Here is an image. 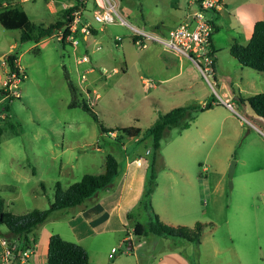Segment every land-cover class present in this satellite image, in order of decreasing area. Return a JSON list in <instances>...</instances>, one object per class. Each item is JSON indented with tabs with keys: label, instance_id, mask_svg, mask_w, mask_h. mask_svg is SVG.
<instances>
[{
	"label": "rangeland",
	"instance_id": "obj_1",
	"mask_svg": "<svg viewBox=\"0 0 264 264\" xmlns=\"http://www.w3.org/2000/svg\"><path fill=\"white\" fill-rule=\"evenodd\" d=\"M108 1L121 19L145 31L154 25L167 30L194 9L191 0ZM67 2L16 0L0 9L17 4L31 22L48 25L62 20L57 5ZM222 2L218 15L208 13L217 25L211 33L216 60L214 73L205 75L189 59L172 56L154 41L146 40L144 48L134 45L131 30L116 16L107 24L91 18L90 24L101 30L88 36L86 48L79 42L74 52L68 43L49 36L19 42L20 30L0 25V87L8 54L24 73L18 97L0 102L3 210L23 214L47 208L56 182L64 189L83 174L102 172L106 154L116 159L121 171L125 157L140 158L137 174L142 184H148L152 172L155 185L146 199L139 200V194L127 224L145 225L153 209L162 218L170 215L171 224L207 225L199 243L178 237L155 241L157 236L146 234L136 244L131 234L139 264H149L150 256L168 247L176 248L188 264H264V122L237 98L264 91V72L240 66L226 47L246 42L253 22L264 19V0ZM82 56L86 60L77 63ZM65 76L75 89L74 97ZM221 85L234 92L226 100L230 107L223 103ZM72 98L87 103L95 119L79 106L68 107ZM206 102L212 106L198 111ZM174 107H187L193 119L185 129L163 130L151 166V152L145 153L150 140L142 134L159 114ZM6 114L14 128L5 124ZM127 127L138 128V137L117 143L110 131L118 134ZM230 161L234 168L229 181ZM64 210L69 208L59 212ZM6 231L0 224V237ZM114 239L106 234L99 245L107 251L113 246V258L123 257L128 240L112 245Z\"/></svg>",
	"mask_w": 264,
	"mask_h": 264
},
{
	"label": "trees",
	"instance_id": "obj_2",
	"mask_svg": "<svg viewBox=\"0 0 264 264\" xmlns=\"http://www.w3.org/2000/svg\"><path fill=\"white\" fill-rule=\"evenodd\" d=\"M74 6L64 9L63 21H56L48 25L41 23L35 24L31 22L23 10L17 5L9 6L0 9V25L5 29H18L20 34L18 37L19 42L32 40L37 42L41 38L48 37L52 29L57 27H65L69 12L75 8ZM85 0V4H86ZM94 4V1L92 0ZM90 11V10H89ZM65 20V21H64ZM216 26L213 24V31ZM67 30L64 28V33ZM133 40V37L130 36ZM60 43H63L60 41ZM228 53L236 62L243 67H248L253 70L264 72V19L256 20L251 27L250 36L246 43L240 44L232 42L228 46ZM213 54V53H212ZM14 55L8 54L5 57L6 73L14 70L13 61ZM213 66V61L211 67ZM67 80V76H65ZM67 85L74 97V87L67 80ZM239 102L245 101L253 114L264 122V91L252 94L244 99L237 97ZM79 106L81 109L88 112L92 118L95 119L94 113L91 111L90 106L84 101L79 103L73 98L69 101L68 107ZM212 106L211 102H206L198 107V111L209 109ZM5 111L9 110L7 105L4 106ZM5 124L14 128L12 122L9 121V116H5ZM193 116L189 113L187 107H174L169 111L159 114L152 126L147 128L142 134V137H147L150 140L151 152V166L154 163L156 152L159 146V140L164 129L171 126H177L179 129H185L189 125V121ZM2 127H0V134ZM113 134L114 140L122 144L123 139L136 138L139 135V129L135 127L120 128L118 134L110 131ZM121 169L116 159L110 154L104 156L103 170L98 174H83L76 182L69 184L66 188L62 189L58 182L54 184L53 198L49 201L48 207L45 209H32L23 214H11L3 210V203L0 199V224H4L8 233L11 235L15 242H17L20 249H26L32 245V232L34 229L42 224L53 211L82 205V207L90 204V201L95 197L97 192L109 189L113 180L118 176ZM154 175L151 172L149 175L148 184L143 188L140 194V199H146L152 192L155 185ZM90 200V201H85ZM138 200V201H139ZM150 210L151 207L147 205ZM207 223L195 221L192 226L184 225H170L161 222L157 215L151 211V218L145 225L135 223L133 227V234L136 237L144 236L148 233L162 236V237H178L188 242L199 243L202 230ZM31 236V238H30ZM4 238V236H1ZM6 239V238H5ZM31 239V241H30ZM45 264H92L88 261L85 250L76 243L63 240L57 234H50L47 238V251Z\"/></svg>",
	"mask_w": 264,
	"mask_h": 264
},
{
	"label": "crops",
	"instance_id": "obj_3",
	"mask_svg": "<svg viewBox=\"0 0 264 264\" xmlns=\"http://www.w3.org/2000/svg\"><path fill=\"white\" fill-rule=\"evenodd\" d=\"M68 1L69 2H67V4L59 3L57 5L58 10L61 11V15H62V20H58V21H63L64 9L72 7L75 4L74 0H68ZM86 1H87L86 3H88L87 4L88 6L86 8V4H85L81 20L83 22H88L90 24L91 21L90 19L92 18V9L95 6L92 3V0H86ZM221 3L223 7L224 3L222 2V0ZM222 7L217 11H215L214 15L215 14L218 15L219 10H221ZM85 9L86 11L90 10L91 12L90 11L89 12L91 14H89V12L85 13ZM186 13L183 15V17L181 16L179 20L175 23L182 21ZM91 25L92 23L90 24V34L88 36L93 37L97 34L99 30H101V27L96 25L94 26ZM140 27L141 29H143L142 26ZM167 30H162L158 26L154 25L152 26V30L147 32L163 35ZM88 36L81 37L80 35H78L79 41L77 45L80 44L79 42H81L83 43L81 44V46L83 48H86L89 42ZM249 36L250 34L248 35V38ZM248 38H246V42ZM76 46L74 48L71 47L73 52L76 50ZM228 46H226L227 50H228ZM210 47L213 53V60H212L213 66L211 67V71L212 73H214L215 70L214 62L216 60V54H215L216 52L212 40V35L210 37ZM172 56L174 57L178 56L177 58H179L180 55L173 54ZM167 59L168 58H165L163 60L167 61ZM2 65L4 67V73H6V67L4 66V62L2 63ZM219 89L221 90V96L224 98L223 103H227L226 101L227 99L233 98L234 92L232 90L230 92H227L225 91L222 85L219 86ZM212 103L215 104V101H212ZM133 158L129 160L128 157H125L123 170L120 171L118 176L113 180L110 188L99 191V193L95 195V197L90 201V204H88L87 206L82 207V205H76L73 207H69L70 211L64 210L59 212V210H56L51 212L48 218L42 224L38 225L32 232L33 240L31 245L32 250L30 254L25 258L23 257L19 258V256H17L15 258L14 264H45L46 251H47V238L50 234H57L63 240L70 241L81 246L87 254L88 261L92 264H139L136 255L135 245L130 240L131 234H133V227L135 223L132 224L131 226L127 224V220L131 219L132 217L131 210L134 207V204L136 203L138 196L142 191V185H143L141 174L140 175L137 174V169L141 167L142 163H140V165L133 164L132 162ZM151 211L155 213L158 219L163 223L170 225L184 224V222H174L176 224H171L170 215L164 214L162 218V216H160V213L157 212V210L152 209ZM47 220L49 221L46 222ZM106 234L108 239L115 238L114 241L112 242V245H114V243L119 241L125 242L128 240V243H126L125 253L123 254V257H119L120 255H117L115 256V258H113L117 250L111 253L112 254L111 257H108V254L110 253V249L113 246H110L108 251L107 248L105 249L101 248V245H99V243H102L101 241L105 240ZM3 236L7 240L13 241V239L10 238L11 235L8 233V231L3 232ZM136 238H137L136 244H139L140 240L138 237ZM160 238H162V236H157L155 238V241L156 239H160ZM97 240L99 242H96ZM175 249L176 248L168 247V250H158L154 255L150 256L151 259L149 264H188L185 260H183L180 256H178L177 253L174 252ZM0 252H1V245H0Z\"/></svg>",
	"mask_w": 264,
	"mask_h": 264
},
{
	"label": "built area",
	"instance_id": "obj_4",
	"mask_svg": "<svg viewBox=\"0 0 264 264\" xmlns=\"http://www.w3.org/2000/svg\"><path fill=\"white\" fill-rule=\"evenodd\" d=\"M14 1L16 0H0V8ZM93 1L95 6L92 9L93 21L100 24L113 23L116 16L119 18V24L125 25L131 30L134 45L144 48L146 40L154 41L165 52L189 59L198 66L202 75L211 71L213 54L210 47V37L213 32V20L211 16H208V13H214L220 9L222 7L221 0H191L194 9L191 12H187L182 21L173 24L163 35L150 33L130 25L118 16L114 6L108 0ZM84 6L85 0H76L75 8L66 16L65 27L52 29L49 37L54 38L58 42H66L74 48L79 41L78 35L81 37L88 36L90 34V24L81 20ZM64 28L67 30L66 33H64ZM85 60L86 58L82 56L81 59L77 60V63ZM13 67L15 69L6 73V77L0 87V102L11 101V99L18 97L17 88L24 77V73L16 59L13 61ZM83 92L88 94L89 90L84 89ZM89 104L91 105V102ZM225 105L229 106L228 103H225ZM145 153H149V150H146ZM132 162L135 165H140L141 159L134 158ZM0 245V264H14L17 256L25 258L32 250L31 246L26 249H20L17 242L5 238L0 239ZM115 250L112 247L108 257H111V253Z\"/></svg>",
	"mask_w": 264,
	"mask_h": 264
},
{
	"label": "water",
	"instance_id": "obj_5",
	"mask_svg": "<svg viewBox=\"0 0 264 264\" xmlns=\"http://www.w3.org/2000/svg\"><path fill=\"white\" fill-rule=\"evenodd\" d=\"M233 168H234V161H230L229 166H228V169H227V179L229 181L231 179V175H232V172H233Z\"/></svg>",
	"mask_w": 264,
	"mask_h": 264
}]
</instances>
